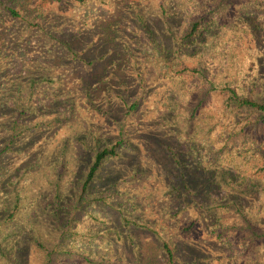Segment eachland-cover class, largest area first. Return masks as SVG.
Returning <instances> with one entry per match:
<instances>
[{
  "label": "rangeland",
  "instance_id": "1",
  "mask_svg": "<svg viewBox=\"0 0 264 264\" xmlns=\"http://www.w3.org/2000/svg\"><path fill=\"white\" fill-rule=\"evenodd\" d=\"M230 1L0 0V264H264V113L226 101L264 103V11Z\"/></svg>",
  "mask_w": 264,
  "mask_h": 264
},
{
  "label": "trees",
  "instance_id": "2",
  "mask_svg": "<svg viewBox=\"0 0 264 264\" xmlns=\"http://www.w3.org/2000/svg\"><path fill=\"white\" fill-rule=\"evenodd\" d=\"M76 1H81V0H76ZM239 0H233L230 1L228 3L229 6L234 7V4H237ZM242 1V5L244 7H247V4H251V6H253L254 8H259L260 10L264 11V1L263 2H259V4H255L256 0H241ZM229 15H231V13H228ZM227 14V15H228ZM226 18V17H225ZM224 18V19H225ZM209 19L206 20V18L200 17L197 20H193L190 22L189 28L187 29V31L183 34L182 36V40L184 42H182V46H188V44H192L195 39L198 37V35L200 34L201 30L204 29V27L209 23L208 21ZM238 32V31H237ZM188 43V44H186ZM179 47H181L180 44H178ZM176 46L174 48V50L178 47ZM260 55L257 56H249V58H258ZM251 73H255L253 71H251ZM256 74V73H255ZM257 77L254 75L252 76L251 80L248 82L250 85L251 84V88H254L257 84L256 81L259 80V76L258 74H256ZM195 93V92H194ZM195 97L200 95L198 93L194 94ZM193 96V95H192ZM204 96L202 94V96L199 99H203ZM226 101H230L233 102L234 106L236 107H245V108H249L255 111H259L264 113V103L260 102V101H256L254 100L250 95L248 94H238L237 92H235L234 90H228L227 93V98ZM136 102H132L128 107L130 109H133L135 107ZM197 105V103H196ZM189 131H191V133L189 134H181V131H177L174 129H171L167 127L166 131H165V135L167 138H173L175 141L177 142H183L184 144H186V151H182L181 148H179L177 151H174L173 148L171 146H169L168 149V153H169V157L171 158V165L173 169L177 170L178 175L175 178H172L171 181H180L181 179H183V175L184 173L182 172L183 166H185V168H189L192 169L193 172H202L204 169L201 168V160L198 158L200 156V149H199V145L197 144L198 140H196V138H193V129H188ZM187 130V131H188ZM185 131V132H187ZM119 142H115L114 144L110 145V146H106V147H102L100 150H97L91 159V162L89 163V165L87 166V172L85 174L84 180L82 182V190L86 189L87 185L93 180L95 174L97 173L101 163L108 158H115L117 156H119L118 149L120 146ZM209 171V170H208ZM264 171V170H263ZM211 175V174H210ZM185 184L181 183V188L180 189H184L185 190ZM170 190H172V187L169 188ZM175 191H178L179 189H173ZM123 229L126 228V231H122L123 235L127 238L128 236H132L133 235V231L135 230H141V227L139 224H135L134 222H130V223H124V225L122 226ZM161 250L168 262V264H173V253L170 249V247L167 245V243H165L164 241L161 242L160 244ZM69 258H72L71 256ZM87 256H82V261H87V264H94L92 259H88L86 260ZM81 262L78 261V264H80ZM67 263V262H66ZM45 264H49V260H46ZM68 264V263H67Z\"/></svg>",
  "mask_w": 264,
  "mask_h": 264
}]
</instances>
